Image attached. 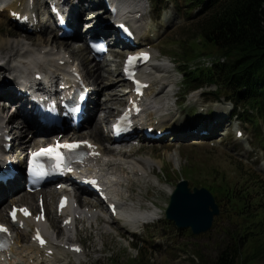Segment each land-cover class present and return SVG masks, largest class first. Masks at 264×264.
I'll return each instance as SVG.
<instances>
[{
  "label": "rangeland",
  "instance_id": "obj_1",
  "mask_svg": "<svg viewBox=\"0 0 264 264\" xmlns=\"http://www.w3.org/2000/svg\"><path fill=\"white\" fill-rule=\"evenodd\" d=\"M137 1L138 6L134 7L133 12L144 16V28L156 37L149 45L153 49V66L145 72L149 74L146 77L153 82L150 93L155 96V104L148 110L145 118L150 119L153 115V119H161L164 124L178 122L179 127H187L198 121H205L211 126L216 120V107L229 109L224 99L217 100V96L223 98V94L215 93V86H205L185 97L187 90L183 87L184 79L180 74L186 69L183 64V54L187 48L185 44L190 40H193L192 46L199 44V41L195 40L198 36L195 37L194 26L200 9L192 10L191 5L184 0H164L159 2L154 10L149 0ZM90 11H94L95 15L104 12L95 9L85 10V13ZM160 13H163L162 19L153 21ZM85 24L91 25L88 22ZM6 32H11L13 37L18 36L6 37L5 39L10 41V48L0 49V67L6 72H12L14 65L26 69L28 73L33 69L48 73L59 72L62 70L58 65L59 60L71 55L72 60L82 68L95 86L97 79L93 77L94 68H102V76L107 79L104 84L94 87L102 106L99 113L100 106L97 103L95 105L99 114L98 121L87 123L78 134L95 141L111 161L110 165L120 163L116 168L98 167L104 169V178L110 187L112 198L119 204V218L115 219L106 212L99 214L92 210L90 219L87 218L86 212L77 227L71 231H61L62 221L55 213L57 199L52 190L44 191L41 194L45 197L48 207V226L52 227L47 230L52 245L57 247V252L52 259H45L41 255L42 252L38 253L30 247V232L19 231L20 251L15 255L13 264H215L219 247L227 238L223 231L230 227V219L223 215L221 203L217 199L223 216L216 218L212 230L207 234L194 236L190 230H179L166 220L171 196L178 184L184 180L189 181L192 189L209 190L222 184L241 188L239 184L245 183L243 177L250 169L244 164L246 171L239 169L238 165L242 164V159L249 160L264 178V151L263 144L260 143V140H264V121L260 122V138L254 123L241 117L243 111L237 106L240 120L231 117L224 132L221 133L220 130L210 140H178L171 147L164 138L158 141L160 146L148 144L143 149L130 151L132 149L129 145H115L112 142L106 123L127 101L125 95L128 91L124 86L126 84L123 82L122 66L118 57L113 56V62L106 61L95 66L83 43L60 41L53 34H49V37L44 38L53 41L45 44L42 42L41 33L20 32L5 16L0 15V43L4 40ZM35 55H38L40 62L33 66ZM213 57L221 58L219 54H214ZM187 65L192 68L196 64ZM6 77L0 74V86L6 84ZM202 110H205L204 114ZM97 124L99 132L95 130ZM238 128L244 129L247 140L244 143L235 139V131ZM30 129L22 131V140L33 144L37 139L29 138L32 134ZM250 144L253 146L251 150ZM120 148L123 149L119 150ZM176 153L179 154L178 161H175ZM13 155L15 156V152H12V158ZM25 195L22 191L0 203V212L3 214L1 222L6 218L12 200L14 204L28 205L38 211V195L28 200L24 199ZM144 219H151L154 225L141 228L140 224H143ZM132 226H135L133 230ZM123 227L127 228V231ZM137 228L140 229L136 232ZM64 243H80L85 253L80 256L70 255L61 249L60 246ZM16 249L17 246L13 253ZM136 261L138 262L134 263ZM261 264H264V261Z\"/></svg>",
  "mask_w": 264,
  "mask_h": 264
},
{
  "label": "trees",
  "instance_id": "obj_2",
  "mask_svg": "<svg viewBox=\"0 0 264 264\" xmlns=\"http://www.w3.org/2000/svg\"><path fill=\"white\" fill-rule=\"evenodd\" d=\"M185 1L191 9L202 7V13L194 26L198 46H192L193 40L184 42V86L191 91L217 86V93L242 108L260 132L259 123L264 121V0ZM196 48L219 54L226 59L225 64L193 71L187 64L200 55ZM238 167L246 171L242 164ZM243 181L241 188L227 184L210 188L222 205L223 215L230 219L215 264L264 261V181L250 170Z\"/></svg>",
  "mask_w": 264,
  "mask_h": 264
},
{
  "label": "water",
  "instance_id": "obj_3",
  "mask_svg": "<svg viewBox=\"0 0 264 264\" xmlns=\"http://www.w3.org/2000/svg\"><path fill=\"white\" fill-rule=\"evenodd\" d=\"M166 216L179 229H191L194 235L199 236L212 229L214 218L220 216V208L210 191H192L189 183L183 181L171 198Z\"/></svg>",
  "mask_w": 264,
  "mask_h": 264
},
{
  "label": "bare ground",
  "instance_id": "obj_4",
  "mask_svg": "<svg viewBox=\"0 0 264 264\" xmlns=\"http://www.w3.org/2000/svg\"><path fill=\"white\" fill-rule=\"evenodd\" d=\"M18 2L20 1V0H17ZM117 1V3H118V5H120L121 7H119V14L120 15H122V13H124L125 11H127L128 9H132L134 6H136L137 5V3H138V1L137 0H116ZM22 3H24V1H22ZM92 8H96V6H92ZM83 7L81 6V7H79V9L77 10V9H75V11H73V15H72V21H73V23L74 24H76V25H78V21L80 20V17H81V15H83V17L84 16H87L85 13H83ZM88 14H94V12H89ZM95 28V27H94ZM93 28V29H94ZM81 29H83V28H81ZM92 29V30H93ZM103 33H105V29H103V28H101L100 27V25L98 26H96V29H94V34L95 35H98V34H103ZM41 34L43 35V37H42V42L43 43H45V44H48V43H52V41H51V39H49V40H47V38L45 37L44 38V36H47V37H49V33L47 32V31H41ZM21 36V35H20ZM6 37H13V35H12V33L11 32H6L5 33V36H4V40L0 43V49H4V50H6V49H8V48H10L9 46L11 45V44H9L10 43V41H8V40H6L5 38ZM55 38H58L57 37V35H55L54 36ZM80 37V35H75V39H78ZM147 38L146 39H148L149 38V35H147L146 36ZM13 38H18V36H16V37H13ZM111 38V37H110ZM77 43H79V42H77ZM67 45V44H66ZM40 46V45H39ZM34 47V46H33ZM40 49V48H39ZM1 53V52H0ZM41 53V52H40ZM44 54V53H43ZM36 56V55H35ZM46 58V57H45ZM40 58H38V55L34 58V63H33V66L35 65V64H37V63H39L40 61ZM54 62V61H53ZM98 64H96L95 66H97ZM99 66V65H98ZM88 69V68H87ZM30 71V70H29ZM4 72V69H2V68H0V74L1 73H3ZM102 68H97V69H95L94 68V71H93V77H95L97 80H96V82H95V86L97 87H99V85L100 84H104V82L106 81V77H104V76H102ZM94 86V87H95ZM125 86V85H124ZM94 92H96V88L94 89ZM101 92V89L99 90V93ZM12 95H13V93H10V91H6L5 89H3V88H0V111H1V114H3L4 112H6L7 110H6V108H5V104L3 103H1V100H4V99H8L9 97H12ZM126 96V98H127V94L125 95ZM97 103V102H96ZM96 103H94L93 105H96ZM219 107H216V109H215V111H216V114H217V120L218 121H223L224 120V118L225 117H227L228 116V113L226 112V110L225 109H223V108H219ZM217 109H218V112H217ZM16 121V120H15ZM94 121V120H93ZM36 125V123L35 122H33V121H30L28 118H26L25 119V121L23 122V126H24V128L26 129V128H33L34 126ZM221 125L222 126H225V123H223V122H221V124L220 125H217V126H215L214 127V129H213V131L215 132V131H217V129H220L221 128ZM99 124H97L95 127V130H96V132L98 131L99 132ZM97 134H99V133H97ZM16 136H17V139L18 140H21V142H20V148L22 149V147H23V145H26L25 143V141H23L22 140V132H18V133H16ZM119 150H121V149H119ZM14 152V151H13ZM13 159H14V155H13ZM179 160V154L178 153H176V155H175V161H178ZM17 187H19V183L18 182H15L14 184H12L11 186H9V188L8 189H6V191H3V193H2V195L4 196L2 199H1V202L2 201H4V199H6V198H8V197H12L13 196V194H8V192H10V190H12V188L13 189H16ZM26 195H25V197H24V199L25 200H28V199H32V198H35L36 197V195H29L28 193H25ZM0 202V203H1ZM15 202L12 200V204H14ZM15 205V204H14ZM137 213V212H136ZM2 217H3V214L0 212V221H1V219H2ZM145 220V219H144ZM148 220V219H147ZM3 221V220H2ZM105 221V220H104ZM140 223V222H139ZM29 224V223H28ZM141 225V224H140ZM44 226V225H43ZM138 226V225H137ZM142 228V227H141ZM60 229H61V231H63V229H62V227H60ZM138 229V228H137ZM60 231V232H61ZM43 233H45V230L43 229ZM50 244V243H49ZM19 245H20V241L18 240V237H17V242H16V246L17 247H19ZM36 246V245H35ZM15 249V248H14ZM36 249H39V248H37L36 247ZM20 251V250H19Z\"/></svg>",
  "mask_w": 264,
  "mask_h": 264
}]
</instances>
